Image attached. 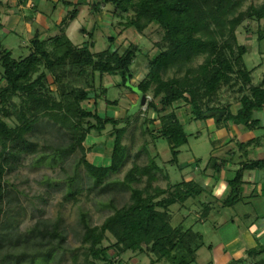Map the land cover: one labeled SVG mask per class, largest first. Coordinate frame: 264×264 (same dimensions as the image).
I'll return each mask as SVG.
<instances>
[{"label":"trees","instance_id":"obj_1","mask_svg":"<svg viewBox=\"0 0 264 264\" xmlns=\"http://www.w3.org/2000/svg\"><path fill=\"white\" fill-rule=\"evenodd\" d=\"M28 1L18 0V7ZM59 1L74 8L56 23L55 29H59L57 35L46 37L48 31H38L26 42L30 53L20 59L15 58L10 49L0 51L3 69L0 78V264H35L40 256L53 255L65 248L67 241L62 217L56 221L40 220L30 229L20 231L16 223L20 214L9 206L13 190L8 187L5 174L17 167L25 153L36 151L37 144L29 135L41 119L63 118L62 123L69 129L71 142L66 147H57V151L61 154L80 150L81 161L96 187L105 186L107 179L129 161L124 139L128 124L138 112L115 117L98 107L94 111L86 109L84 103L93 98L108 104H119V100L109 99L108 86L103 83L98 86L97 73L101 82L106 75L120 76L122 80L116 84L117 87L124 86L131 94L146 97L148 109L154 115L150 120L145 118L148 125L145 133L153 136L155 141H168L173 163H179V148L189 141L185 124L177 114H166L176 102L185 101L193 106L194 119L217 118L221 111H225L221 120L242 125L243 130L262 126L255 113L264 109V75L255 80L245 61L249 52L246 46L238 42L235 44V37L233 42L230 39L224 43L218 37L220 34L222 39L230 38L222 29L229 23L235 0H102L104 4L112 3L116 12L124 18L121 33L134 27L140 33L151 36L146 32L154 24L159 26L155 45L161 52L149 60L148 73L138 82L133 81L135 73L132 67L141 48L130 43L123 52L114 49V36L110 37V47L102 52L94 53L87 45H76L67 32L77 18L78 3L81 2ZM257 14L264 19V6ZM4 29L0 13V43ZM262 38L264 33L260 35ZM202 58L204 61L197 65L196 62ZM175 67H179L180 72L168 77V71ZM201 73L211 95L209 102L207 99L200 101L199 90L192 85ZM73 78L76 80L72 81ZM74 82L82 85L77 86ZM235 85L240 91L236 110L227 98L231 97L230 92H224ZM12 116L19 121L17 126H11L6 120ZM108 126L112 129L104 136ZM102 137L106 141L100 143ZM255 142V139H249L239 145L243 152H247ZM99 144L105 149L101 155L103 162H98L93 155ZM157 157L151 158L148 165H134L126 179L120 182L132 190L130 203L118 208L100 226H91L85 221L83 243L90 244L88 254L94 259L90 264H100L98 262L101 261L102 264H120L119 257L130 250L142 252L145 245L153 255V264H191L196 261L197 251L204 245V237L182 224L173 226L172 207L201 197L206 188L195 178L167 188L158 186L156 172L163 174L165 168ZM224 166L225 160H216L215 171L221 173ZM256 170H264V158L242 162L235 177L228 182L229 191L221 199L218 198L224 207L233 209L246 201L243 192L245 173ZM203 204L202 219L208 218L214 211L212 202L204 201ZM107 232L116 241L104 246ZM111 251L116 256H112ZM255 252L264 254V245ZM249 255V258H255L251 251ZM74 264L83 263L75 259ZM231 264L249 263L246 259H235ZM254 264H264V261Z\"/></svg>","mask_w":264,"mask_h":264},{"label":"rangeland","instance_id":"obj_2","mask_svg":"<svg viewBox=\"0 0 264 264\" xmlns=\"http://www.w3.org/2000/svg\"><path fill=\"white\" fill-rule=\"evenodd\" d=\"M1 1L0 13L5 29L1 33L0 51L10 49L17 59L26 57L30 53L26 42L38 31H48L46 37L57 35L59 29H55L56 23L74 8V6H65L59 0H29L21 9L18 7V0ZM69 1L81 2L78 3L77 18L68 28L70 39L81 47L89 46L94 53L107 50L112 36L116 38L114 49L118 48L121 52L130 43L138 45L141 51L132 67L135 73L133 81L138 82L144 78L148 73L149 60L161 52L155 45L159 26L154 24L150 27L146 34L151 36L140 33L134 27H129L121 33L123 25L121 22L124 18L120 17L112 3L104 4L102 0ZM263 6L264 0H235L233 14L228 18L229 23L225 29H222L230 38L222 39L221 35H218L222 43L229 42L230 39L233 42L235 37V44L238 42L249 49L245 61L249 70L253 71L256 81L264 75V38L260 39V35L264 33V19L257 14ZM91 33L93 35H90ZM203 61L202 58L196 63L200 65ZM179 72V67H175L168 71L167 76L172 77ZM2 75L3 69L0 64V78ZM96 75L98 86L102 83L108 86L109 99L119 100V104H108L106 101H96L93 98L84 103L86 109L94 111L98 107L102 112L115 117L130 116L131 113L138 112L128 124L124 139L130 159L119 172L107 179L108 183L105 186L96 187L81 161L80 150L61 154L57 151V147H66L71 142L69 129L62 123L63 118L46 117L38 122L37 127L29 135L37 144L36 151L25 153L17 167L9 169L5 174L8 187L13 190L9 206L20 214L16 222L20 226V231L30 229L40 220L56 221L59 217L63 218L67 235L65 248L59 249L53 255L40 256L35 264H74L75 259L83 264H90L94 259L88 254L90 244L83 243L85 221L91 226H100L118 208L130 203L132 190L129 187L125 188L120 182L126 179L128 171L134 165H148L151 158L157 155V161L165 168L163 174L156 172L158 186L167 188L171 184L195 178L206 188L201 197L191 198L185 205L177 203L172 207L173 226L182 224L186 229L192 228L204 237V245L197 251L196 261L191 264H229L233 258L228 263H224V260L230 252L241 254L249 264L254 259V262L258 263L264 261L262 260L264 254L255 252L264 245V170H259L256 179L259 184L256 185V190L253 188L257 196L238 204L233 209L224 207L218 200L217 188L220 183L216 184L219 179L225 178L227 182L232 178L233 175L230 178L227 175L234 174L242 162L264 158V109L256 113V117L262 121V126L241 132L240 129H234L231 125L234 123H228L225 119L218 120L215 117L194 119L193 106L185 101L176 102L166 114L176 113L185 124L189 135V141L179 148L181 154L177 164L171 162L173 154L166 139L155 141L153 136L145 133L148 126L145 118L150 120L149 118L154 115V112L148 109L146 97L139 94L137 98L136 94H131L126 87H117L116 84L122 80L120 76L106 75L101 82L99 73ZM202 75L203 73L192 85L198 88L200 101L207 99L209 102L211 95L203 83ZM235 78L237 79V76ZM73 79L72 81L76 80ZM74 83L77 86L82 85L80 82ZM113 84L115 86H112ZM224 92L225 94L230 92L231 97L227 98L232 106L235 105L234 110H236L240 96L239 88L235 85ZM59 111L63 112L61 109ZM6 120L11 126L19 124L15 116ZM110 129L112 126H108L103 133L104 136ZM230 133H235L239 141L235 142L231 139L234 143L231 140L222 143ZM100 139V143L106 141L104 137ZM249 139H255L256 142L248 147L247 152H243L239 143ZM104 150L101 144L95 147L93 155L98 162H103L101 155ZM218 159L225 160L224 172L215 171L214 165ZM226 184L228 189V182ZM248 190L249 187L246 185L244 195H247ZM220 191L221 189L219 193ZM226 194V192L221 193L220 198ZM204 201L212 202L214 211L208 218L202 219L201 210ZM106 237L104 246L116 241L109 232L106 233ZM243 247L246 250L243 251ZM250 251L255 258L247 259ZM150 253L148 246L145 245L144 251L130 250L119 257V262L120 264H153L154 258ZM110 254L116 256L113 251ZM98 263L102 264L103 261Z\"/></svg>","mask_w":264,"mask_h":264},{"label":"crops","instance_id":"obj_3","mask_svg":"<svg viewBox=\"0 0 264 264\" xmlns=\"http://www.w3.org/2000/svg\"><path fill=\"white\" fill-rule=\"evenodd\" d=\"M21 7H24V5H19V8L21 9ZM6 12H7V10H6ZM9 15L11 14V12H9L8 13ZM261 67V66H260ZM260 67H258L259 69H260ZM263 77V76H262ZM261 77V78H262ZM137 96V95H136ZM137 98H138V96H137ZM261 110H263V109H261ZM261 110H256V113L257 112H259V111H261ZM256 113H255V115H256ZM260 119V118H259ZM261 120V119H260ZM261 123H262V121H261ZM231 125H233V127H234V129H240L239 131H241L242 132V130H243V128H241V126L242 125H237V124H231ZM233 136V138H231ZM237 136H236V134L235 133H230V134H227V137H226V139H225V141L223 140V142L222 143H227V142H229L231 139L232 140H234L235 142L238 140V138H236ZM232 140H231V142H232ZM232 143H234V142H232ZM220 160V159H219ZM221 161V160H220ZM231 166H233V165H231ZM219 167H220V165H219ZM233 167H237V166H233ZM223 170V172H224V167L222 168ZM238 169H239V167L236 169V171H235V173L234 174H232V173H230V174H228L227 175V177L228 178H230V177H232V175H233V177L232 178H230L229 180H231V179H233L234 177H235V175H236V172L238 171ZM258 173H259V171L258 170H256V171H247L246 173H245V177H244V179H245V184L243 185V191H244V187L247 185V187H249V190L247 191V195H245L246 196V201L245 202H247L248 200H250V199H253V198H255V196H257V195H255V192H254V189L256 188V185H258L259 184V182H258V180H256L257 179V175H258ZM213 178H214V176H213ZM215 180V179H214ZM217 180V179H216ZM225 180H227V179H219L218 181H216V184H219L220 183V185H219V187L217 188V191H218V198L219 199H221L220 198V194L221 193H227L228 192V189H226V186H227V182H229V180L227 181V182H225ZM216 184H215V190H216ZM254 188V189H253ZM221 189V191H220V193H219V190ZM257 189V188H256ZM255 189V190H256ZM225 191V192H224ZM224 197V196H223ZM264 232V231H263ZM261 244V243H260ZM244 250H246V248H244L243 247V251ZM242 255L241 254H239V253H234V252H230V254H229V256H227L226 258H225V260H224V263H228L229 262V260L231 259V258H233V260H239V259H243L242 257H241ZM248 259H249V256H248ZM253 259V258H252ZM255 260V259H254ZM254 260H252V262H253V264H254ZM262 260H264V259H262ZM231 263V262H230ZM229 263V264H230Z\"/></svg>","mask_w":264,"mask_h":264},{"label":"water","instance_id":"obj_4","mask_svg":"<svg viewBox=\"0 0 264 264\" xmlns=\"http://www.w3.org/2000/svg\"><path fill=\"white\" fill-rule=\"evenodd\" d=\"M225 114H226L225 111H221V112L218 114L217 119H218V120H221V118H222ZM252 263H253V262L251 261L250 264H252Z\"/></svg>","mask_w":264,"mask_h":264}]
</instances>
